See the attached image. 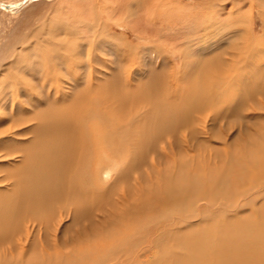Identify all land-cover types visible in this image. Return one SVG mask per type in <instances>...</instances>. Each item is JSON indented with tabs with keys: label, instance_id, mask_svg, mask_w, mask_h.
I'll return each instance as SVG.
<instances>
[{
	"label": "bare ground",
	"instance_id": "obj_1",
	"mask_svg": "<svg viewBox=\"0 0 264 264\" xmlns=\"http://www.w3.org/2000/svg\"><path fill=\"white\" fill-rule=\"evenodd\" d=\"M28 1L0 5L12 7L7 12L12 13ZM236 3L248 11L264 6V0ZM139 35L142 37V33ZM247 39H242L245 51L240 45L238 50L224 53L227 55L222 58H228L224 66L217 58L219 54L209 60L190 55L184 46L174 48L170 57L179 54L180 66H187L189 71L183 82L175 79L173 95L167 92L161 72L150 73L144 82L135 85L126 82L129 86L122 83L113 62L100 60L114 52L127 75L132 67L126 58L134 47L124 50L107 40L98 42L93 36L81 52L63 61L57 44L52 45L51 39L44 41L41 52L46 57L38 58L41 64L37 67L49 69L39 75L41 89L33 88L34 84L28 87L23 79L27 95L19 103L16 95L10 106L12 109L25 105L30 109L25 110L24 117L12 109L11 119H1L5 128L0 122V264H147L148 251L154 248H160L161 254H156L159 259L151 264H264V198L257 207V203L252 204L248 216L219 221L221 214L246 194L256 189L260 190L258 194H264V122L253 126L251 139L241 145L242 149L235 152L236 147L232 148L228 162L219 157L211 165L201 158L200 163L196 156L182 159L193 150L196 116L205 115V120L211 117L216 121L222 114L236 121L246 101L253 102L258 95L264 98V66L260 67L259 62L264 61L263 50L252 54L249 49L254 45ZM247 52L257 61L245 60L247 66L243 64L240 74L236 73L240 70L225 71L227 66L235 69ZM26 53L19 59L14 56L13 65H8L7 70L14 73L3 76L0 93L14 84L12 79L18 69L21 72V63L37 64L38 53H32L29 47ZM100 72L107 75L98 78ZM226 98L237 102L231 105L232 101ZM261 107L264 110V102ZM249 128L246 129L250 131ZM183 132L186 135L179 140ZM4 137L6 144L1 142ZM184 139L192 145L191 149L182 145ZM173 150L182 152L177 159L176 154L175 158L167 155L173 156ZM114 163L117 164L113 168ZM111 171L116 174L115 179L108 181ZM210 211L214 212L207 216ZM202 214L212 223L192 229L191 220ZM63 217H70L80 233L75 238L70 236L69 241L66 235L61 239L72 244L65 254L69 256L67 261L58 251L52 260L47 252L51 243H45V232L51 225L60 227ZM20 229L27 235L29 231H34V235L39 232L37 240L30 235L35 260L29 263L18 260L20 254L15 256L19 263H15L12 253V244L21 241L17 237ZM83 242L88 245L75 249ZM164 245L170 246L163 251Z\"/></svg>",
	"mask_w": 264,
	"mask_h": 264
},
{
	"label": "rangeland",
	"instance_id": "obj_2",
	"mask_svg": "<svg viewBox=\"0 0 264 264\" xmlns=\"http://www.w3.org/2000/svg\"><path fill=\"white\" fill-rule=\"evenodd\" d=\"M17 2H19V0H0V4L4 5H13ZM237 4L236 0H224L222 3L220 0H29L27 4L12 13L0 11V82H2V78L3 76H6V73L11 74L10 72H12L10 69L7 70L8 65H13L15 57L19 59V57L22 58L27 55L26 52L28 47L31 48L32 53H38L37 59L46 57V54H42V52H44V49L42 50V48H44L45 45L44 41L51 39L53 40L51 44H57V47L60 50L59 52L63 53L64 61L69 55L81 52V49H83V47L85 48L88 44V40L95 36L96 41L98 42L107 40L114 43L117 48L121 47L124 50L132 49L134 47L133 49L135 51L132 49L131 52L133 53L126 58L130 63V68L132 67V70L129 68L131 71L129 70L127 75L122 72L124 66H120L123 62L119 60V56H115L116 54L114 52L111 56L100 58V60H104L107 63H114V68L118 70L119 78H123L122 83L129 82L132 83L131 85H135L144 82L145 79H147L148 74L158 72L159 74L162 73V78H165V83L168 89L167 92H171V95H173L172 93H174V91L172 90V85L177 82L175 79L180 78V82H183L184 77L188 78L187 74L189 71L187 66H180L179 54L175 57H170L174 48L181 49V47L184 46L183 49L185 48L186 52L189 51L190 55L198 54L209 60L212 59V55L219 54L217 58L222 60L224 66L228 60L227 57L222 58L227 55L224 53L227 51L230 52V50H238L237 48H239L240 45L244 47L245 44L242 39H247L248 37L249 41L254 45L249 51L252 52V54L254 52V54H257L263 50L261 55H264V6L255 7L253 10L248 11L245 6H242V4ZM134 30H137V32ZM141 33L142 37L139 35ZM186 46L189 49H187ZM204 46H207L206 50H202ZM73 47L77 48L73 50ZM245 47L243 49L244 51L247 48ZM24 50H26V52ZM190 50H192V53ZM195 50L198 52H195ZM242 56L243 58H241V60L239 59L240 61L235 69L227 66L225 71L236 72L240 70L236 72L240 74L243 72L241 68L243 67L245 60L248 63L249 61L250 63L251 61H257L253 60L252 55L248 52L246 55L242 54ZM169 57L172 58V60H170ZM30 62L31 64H26L27 66H25L24 63L19 65L22 70L20 69L21 72H19L18 69L17 73L14 74V79H12L13 81L11 80L14 82V84H12L13 87L9 84L7 85V90H5L4 93H0L1 96L2 94L5 95H3L2 98L0 97V120L4 119L5 121H8L11 119L10 111L12 109L15 112L14 114H19L21 117H24L26 114L25 110L30 109L25 105L20 107L16 106V108L14 106L12 109L10 106L12 105V99H16V95L19 97V100L16 101L17 103L21 102V100L27 95L25 92L26 88H23V79H26L28 87L32 88L31 85L33 84V88L35 89L41 87L39 86V75L47 73L49 68H43L44 70H40L41 68L37 67L38 64H41V60L39 59L37 60V64L35 63L36 61ZM232 62H234V60H232ZM247 62H245V66H247ZM259 62L261 63V65L259 64L260 67L262 65L264 66L263 60H259ZM188 64H190V62ZM99 65H101V69L102 64L100 63ZM22 71L27 75H23ZM66 71L67 68H63L64 74ZM76 72L82 73V70H76ZM104 75L107 74L103 72L97 74L98 78H102ZM9 76L10 75L7 77L9 78ZM17 76L19 79H17ZM7 77H5L6 80L8 79ZM126 84L129 85L128 83ZM182 84L183 83H181V86L185 87V85ZM9 90H11V93ZM23 94L25 96H22ZM8 95H11L12 97L10 96L9 98ZM226 99L228 101L230 100L229 98ZM175 100L171 101V103H175ZM230 101H232L231 105H234L237 102V99H232ZM246 102L247 103H244L245 105H243L240 111V119H236V121L229 117H222L221 113L216 121L212 120L211 117H208L205 120V115L200 116V118L196 116V119L193 122L195 135L191 138L193 139V148L185 139V142L181 140L183 146L190 147V149L192 148L193 150L190 151V153H186L187 155H184L185 158L182 159H190L192 156H196L200 163H202L203 160L211 165V163L217 162L219 157L220 160L225 159L226 162H228L229 157L227 156L230 154L232 148L235 149L236 147L235 152L242 149L241 145H246V142H249L251 139V134L249 132H252L251 130H253V126L264 122V110L259 109L262 108L261 106L264 102V98H261V96L258 95L257 98L255 97V101ZM257 108L261 114L256 110ZM258 113L261 115L260 117ZM256 114H258V116ZM221 117L222 119H220ZM0 122L2 127L5 128L6 124H4L2 120ZM247 127H250V131L246 129ZM203 131H206L207 134L203 135ZM185 135L184 132L180 133L179 140ZM206 136H208L209 139H207ZM4 141H6L5 137L1 142L4 143ZM229 146H231V149L228 151ZM158 152L161 153L162 149H158ZM178 153L180 156L182 153L181 150H173L174 157L170 153H167V155L170 158H175L176 154L175 159H177ZM179 158L181 157H178V159ZM200 158L202 160H200ZM100 163L101 166L106 164L103 160ZM116 164L117 163H114L112 167L114 168ZM162 165L163 164H160V166ZM3 166L6 168L5 164H3ZM111 172L107 178L109 179L108 181L115 179L114 175L116 174ZM201 174H205V172ZM254 191L252 194L249 193L248 195L246 194L243 196V198H241V200H243L241 204L240 200L238 202L239 204H233L232 207H229L224 214H221L223 218L219 217V221H222L223 219L228 220L229 222L237 221L241 215L248 216L252 211V204L257 203L255 205V207H257L258 204H260L259 202L263 201L264 198V194H258L260 193L259 189H256L255 192ZM253 196H255V198H253ZM195 207L197 209L199 208L197 203L195 204ZM54 211H56L55 218L58 219V211L56 209H54ZM212 212L214 211H210L207 216H211L210 213ZM218 213L219 212H216V214ZM218 215L220 216V214ZM201 216H195L191 220V228L195 226L197 227V229H195L198 230L202 227L209 226L212 223L210 220L207 221L206 216L203 218L204 214ZM208 222L210 223L208 224ZM224 223L228 225L226 222ZM73 226H76V224L70 217H63L60 227L56 226L55 229L53 225H51V227L45 232L48 241L45 243H47V245L51 243V248H47V252L51 254L52 260L54 259L53 253L55 251H58L62 255L63 261L69 259H66L69 257L68 254L67 256L65 254L72 248V244L70 242H62L61 239L62 237L65 239V235L68 238V241L70 236H73L74 238L77 237V234L80 232H76V229ZM29 232L30 234L27 235L24 229H20L17 237L21 240L19 241L21 245H19V243L12 244V253H14L15 263L20 259H24V263H29V261L35 260L33 255L34 243L31 241L30 237L31 233L33 234L34 231ZM45 234L42 233L41 235ZM33 236L35 240H37L39 238V232H36ZM56 241H59V243H55ZM2 245L3 243L0 242V247H2ZM87 245L88 243L83 242L76 245L75 249H79L80 247L84 248V246ZM169 246L170 245H164L162 250L165 251ZM159 249L156 250V248H154L148 251L146 258L147 264H151L150 262L154 259H159L156 258L161 254ZM75 252L76 251L74 250V253ZM18 254H20V258L17 260L15 256ZM52 260L51 263H53ZM155 261L158 260H154V262Z\"/></svg>",
	"mask_w": 264,
	"mask_h": 264
},
{
	"label": "water",
	"instance_id": "obj_3",
	"mask_svg": "<svg viewBox=\"0 0 264 264\" xmlns=\"http://www.w3.org/2000/svg\"><path fill=\"white\" fill-rule=\"evenodd\" d=\"M0 9L1 10H4V11H6V12H9L11 9H13L12 7H6V6H2V5H0Z\"/></svg>",
	"mask_w": 264,
	"mask_h": 264
}]
</instances>
